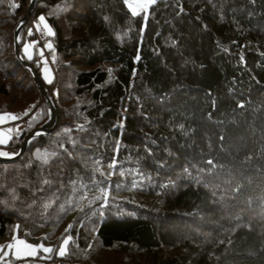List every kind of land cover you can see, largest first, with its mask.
I'll use <instances>...</instances> for the list:
<instances>
[{
	"label": "trees",
	"instance_id": "trees-1",
	"mask_svg": "<svg viewBox=\"0 0 264 264\" xmlns=\"http://www.w3.org/2000/svg\"><path fill=\"white\" fill-rule=\"evenodd\" d=\"M29 1L0 0V114L20 124L0 152L13 154L49 116L15 56ZM41 16L50 84L22 53L46 39L29 36ZM17 50L58 121L0 162V246L51 251L1 264H264V0L135 15L124 0H36Z\"/></svg>",
	"mask_w": 264,
	"mask_h": 264
},
{
	"label": "rangeland",
	"instance_id": "rangeland-1",
	"mask_svg": "<svg viewBox=\"0 0 264 264\" xmlns=\"http://www.w3.org/2000/svg\"><path fill=\"white\" fill-rule=\"evenodd\" d=\"M30 1L28 2V6L25 8V12L29 7ZM124 2L126 3L127 7L132 13H133V8L135 9L136 13H139L141 11L146 13L148 7L152 4L151 3L150 5H148V7L145 9L140 7L139 5L145 3L146 0H124ZM129 5H132V7H129ZM27 22H29V20ZM30 33L31 34L40 33L41 35L45 36L46 39L43 42H40L38 38L25 41L22 47L23 56L25 57V59H31L34 54H36L39 57L41 76L45 84H50L51 82L54 81L55 78L54 71L51 66V64L53 63L54 53L52 51V45L49 39L50 36L52 35V30L45 21V19L43 22H41L40 19L38 18L36 22L31 24V29L29 30V36L31 37ZM48 45H51V47H48ZM12 115L15 114L14 113L0 114V141H3V143H0V146H6L9 143L11 137L14 135V133L20 129L19 118L13 120L11 119ZM48 118L45 124L47 123ZM9 129H11V131H9ZM1 154H13V153L1 152ZM7 242L3 243L4 244L3 246H0V264L9 262L10 258H13L14 260L17 261H23L28 258H34L39 254L45 255L49 253V251L44 250V249H49L48 247L43 245L36 246L35 244L28 243L20 238H14L12 241L10 242L7 241ZM65 247L66 244H63L59 249V253L61 249H63V251L65 252ZM113 253L116 254L115 252ZM111 256L112 254L107 252V253H102L100 258L104 260H113V257ZM19 263L28 264L22 262Z\"/></svg>",
	"mask_w": 264,
	"mask_h": 264
},
{
	"label": "water",
	"instance_id": "water-1",
	"mask_svg": "<svg viewBox=\"0 0 264 264\" xmlns=\"http://www.w3.org/2000/svg\"><path fill=\"white\" fill-rule=\"evenodd\" d=\"M35 3L36 0H31L28 9L25 12L24 17L22 18V20L20 21V23L18 24L15 33H14V47H15V56L16 58L21 61L24 65V67H26L32 74L33 78L36 80V82L38 83L39 88L41 89L43 96H44V100L48 103L49 105V118L48 121L45 125L41 126L40 128H38L37 130H35L31 135H29L26 139V141L24 142V144L22 145V147L18 150V152L15 155H5V154H1L0 153V162H5V163H9V162H13L15 161L26 149L27 145L29 144V142L40 136V135H45L48 134L52 131V129L55 127L57 121H58V115H57V110L55 108V105L49 95V93L47 92V90L44 88L42 82L39 80V78L37 77V75L35 74V72L25 63L23 62V60L21 59L18 50H17V41L20 35V32L22 30V28L24 27V25L26 24V22L29 20L30 15L35 7ZM21 264V263H18Z\"/></svg>",
	"mask_w": 264,
	"mask_h": 264
},
{
	"label": "snow or ice",
	"instance_id": "snow-or-ice-1",
	"mask_svg": "<svg viewBox=\"0 0 264 264\" xmlns=\"http://www.w3.org/2000/svg\"><path fill=\"white\" fill-rule=\"evenodd\" d=\"M154 2H155V0H146L145 3H143L142 5H139V6L146 9L148 7V5H150L151 3H154ZM129 7H132V5H129ZM133 14L134 15L137 14L134 8H133ZM39 19H40L41 22L44 21V17L43 16L39 17ZM48 47H51V45H48ZM11 119L15 120V119H18V117H16L15 115H12ZM9 131H11V129H9ZM0 143H3V141H0ZM5 155H15V154H5ZM48 155H54V154L45 153L43 157H40L39 153H38V158H42L43 162L47 163ZM45 183H47V181H45ZM63 243L67 244L68 243V239H65ZM44 250L45 251H51V249H44ZM63 254H64V251H63V249H61L60 255H63Z\"/></svg>",
	"mask_w": 264,
	"mask_h": 264
},
{
	"label": "clouds",
	"instance_id": "clouds-1",
	"mask_svg": "<svg viewBox=\"0 0 264 264\" xmlns=\"http://www.w3.org/2000/svg\"><path fill=\"white\" fill-rule=\"evenodd\" d=\"M1 153V152H0Z\"/></svg>",
	"mask_w": 264,
	"mask_h": 264
}]
</instances>
